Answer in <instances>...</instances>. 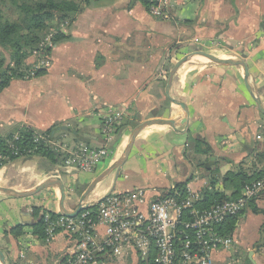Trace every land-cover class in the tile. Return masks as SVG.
Listing matches in <instances>:
<instances>
[{
    "label": "crops",
    "instance_id": "1",
    "mask_svg": "<svg viewBox=\"0 0 264 264\" xmlns=\"http://www.w3.org/2000/svg\"><path fill=\"white\" fill-rule=\"evenodd\" d=\"M169 11L171 20L162 21L149 14L143 0H91L70 23L66 38L50 50L43 72L13 79L0 91V138L30 129L100 147L99 110L123 113L109 156L92 174L72 175L66 185L61 161L23 156L0 167V188L24 193L59 177L64 207L73 211L83 194L78 191L121 157L136 126L151 120L172 122L174 129H143L120 170L93 190L107 184L100 199L144 188L157 200L179 183L201 194L209 177L218 180L214 189L223 192L227 173L264 170V115L256 106L258 99L264 110V0H170ZM185 58L169 90L177 106L166 94L167 80ZM220 59L225 61L214 65ZM197 142L206 154L196 153ZM90 196L85 204L96 202ZM58 199L56 185L31 197L0 194L5 264H19L20 252L30 264H54L66 253L64 234L48 244L33 235L43 207L59 210ZM251 206L260 212L253 213ZM263 211L264 196L247 204L231 235L235 252L263 247L260 258L251 255L256 264H264ZM228 254L215 255L214 264H228ZM94 264L126 263L99 259Z\"/></svg>",
    "mask_w": 264,
    "mask_h": 264
},
{
    "label": "built area",
    "instance_id": "2",
    "mask_svg": "<svg viewBox=\"0 0 264 264\" xmlns=\"http://www.w3.org/2000/svg\"><path fill=\"white\" fill-rule=\"evenodd\" d=\"M150 15L170 21V0H143ZM67 23L61 25L65 30ZM51 35L43 44L52 49ZM48 56L38 59L34 70L46 68ZM99 131L102 146L91 147L84 143L71 144L48 133L31 131L33 149L18 152L12 143L8 148L13 158L36 154L37 146L57 154L69 179L75 173L92 174L109 156L113 142L123 121V113L115 109L99 110ZM13 140H18L15 133ZM10 160L0 155V162ZM201 194L186 190L181 198L178 192L155 201L144 188L109 194L103 199L85 204L73 218L43 207L39 221L43 241L52 242L58 234L67 241L66 253L54 264H94L99 259L132 261L135 264H214L218 253H229L228 264H235L232 236L220 230L229 218L237 217L251 200L264 196V174L245 184L238 198L216 203L200 210L197 203ZM46 199H43L44 201ZM42 207V205H41ZM19 264H30L24 252L18 255Z\"/></svg>",
    "mask_w": 264,
    "mask_h": 264
},
{
    "label": "trees",
    "instance_id": "3",
    "mask_svg": "<svg viewBox=\"0 0 264 264\" xmlns=\"http://www.w3.org/2000/svg\"><path fill=\"white\" fill-rule=\"evenodd\" d=\"M90 5L91 0H0V91L6 88L13 79L27 78L31 72L35 75L41 74L43 69L35 71L33 66L38 59L49 56L51 49L43 44L44 39L51 35L50 42L53 45L64 40L70 23ZM64 23L68 26L62 30L61 25ZM31 58L35 59L34 63H27ZM15 133H18V140L14 141ZM15 133L0 138V155L7 156L10 160L15 158L10 155L9 143H12L13 149L19 153L35 147L29 129H21ZM197 143L196 153L206 154V151L199 147L200 143ZM35 152L36 156H42L54 164L61 161L57 154L42 146H37ZM3 164L4 162H0V167ZM199 167L204 169L203 163L199 164ZM263 174V169H253L250 172L239 169L229 172L221 180L224 186L223 192L214 189L218 180L209 177L207 186L202 190L196 206L203 210L216 203L236 199L245 184L259 179ZM174 192H178L183 198L186 195L185 184H176L175 188L165 192L159 199L173 195ZM80 193L78 191V195ZM251 208L255 214L260 212L254 206ZM262 213L264 214V211ZM239 215L226 221L220 230L221 234L232 235ZM33 235L43 240L40 221L33 227Z\"/></svg>",
    "mask_w": 264,
    "mask_h": 264
},
{
    "label": "water",
    "instance_id": "4",
    "mask_svg": "<svg viewBox=\"0 0 264 264\" xmlns=\"http://www.w3.org/2000/svg\"><path fill=\"white\" fill-rule=\"evenodd\" d=\"M239 63L243 69V73H246L245 70V65L244 63L240 60ZM188 61L187 58L180 60L178 63L175 64V66L171 69L169 75H168V80H167V91L166 94L168 95L169 100L177 105V106H181L180 104H178L177 102H175L169 95V90H170V85L173 79L174 74L176 73L177 69L182 66L183 64H185ZM223 61H225V59H220L219 61H216L214 63V65H220ZM248 90L251 92V88L248 86ZM256 106L258 108V110L260 111V113H262L264 115V110L261 107V104L259 102L258 99H256ZM153 125H160V126H167L170 127L171 129H174L173 127V123L169 122V121H163V120H151V121H147L144 122L138 126H136L130 133L128 141H127V145L125 147L124 152L122 153L121 157L115 161L111 167H109L104 173L100 174L96 179H94L86 188V190L83 192V194L80 196L79 199V203L78 206L76 207L75 210L73 211H69L64 207V196H65V190H64V186L63 183L61 181V179L59 177H53L50 179H47L46 181L42 182L41 184H39L37 187H35L34 189H32L31 191H27L24 193H14L11 192L9 190L0 188V194H4V195H9V196H14V197H31L33 195H36L37 193L43 191L44 189H46L47 187L51 186V185H56L58 187L59 190V211L61 214H63L66 217L69 218H73L76 215L79 214V212L82 210V208L85 206V203L88 199V197L91 195V193L93 192V190L95 189V187L100 184L102 181H104L107 177H109V175L113 172H118L120 170V168L123 166V164L125 163V161L127 160L129 153L131 151V148L133 146V143L135 141V138L138 136V134L145 128L153 126ZM64 130V128H63ZM213 159H211L212 161ZM209 164H206V168L209 169ZM252 253H250L248 255V260L251 264H256L255 261L251 258ZM0 264H5V260H4V256L0 251Z\"/></svg>",
    "mask_w": 264,
    "mask_h": 264
},
{
    "label": "rangeland",
    "instance_id": "5",
    "mask_svg": "<svg viewBox=\"0 0 264 264\" xmlns=\"http://www.w3.org/2000/svg\"><path fill=\"white\" fill-rule=\"evenodd\" d=\"M27 63H29L28 61H27ZM43 69V68H42ZM39 70V69H38ZM31 71H34V70H31ZM36 71V70H35ZM33 75H35L34 74V72H31L28 76H27V78L28 77H32ZM55 137L56 138H58V139H64L63 137H62V135L61 134H56L55 135ZM39 157H42V156H39ZM20 162H22V161H20ZM7 164V163H6ZM28 167V166H27ZM27 167H26V170H27ZM68 172H71V174H72V171H68L67 169H63L62 171H61V173H60V175H61V177H62V179H63V181H64V183L67 185L68 184ZM75 175H79V173H75ZM108 189V187H107V184L106 183H104V184H102V185H99L98 187H97V190L96 191H94V193H92V195L90 196L91 198V201H98L100 198H101V194H104L105 192H106V190ZM81 193L79 194V195H81L84 191L83 190H79ZM151 200H153V201H155L156 199H154V198H152ZM235 239V238H234ZM233 239V242H232V244H231V247L230 248H235V240ZM251 252V253H253V254H255L256 255V257H258V258H260V254H263V247H261L260 245L259 246H249V247H244V248H238V249H236V252L235 253H233L234 254V256H233V259L236 261V263L235 264H249L250 262H249V260H248V253L249 252ZM124 263H126V264H128V261L127 260H125L124 261ZM251 264V263H250Z\"/></svg>",
    "mask_w": 264,
    "mask_h": 264
}]
</instances>
